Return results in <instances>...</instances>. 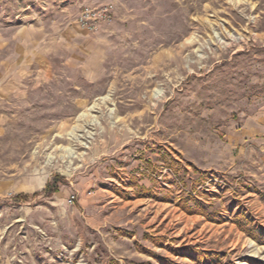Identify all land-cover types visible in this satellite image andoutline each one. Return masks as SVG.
Segmentation results:
<instances>
[{
  "label": "rangeland",
  "instance_id": "374dc122",
  "mask_svg": "<svg viewBox=\"0 0 264 264\" xmlns=\"http://www.w3.org/2000/svg\"><path fill=\"white\" fill-rule=\"evenodd\" d=\"M263 106L264 0H0L6 262L264 264Z\"/></svg>",
  "mask_w": 264,
  "mask_h": 264
},
{
  "label": "built area",
  "instance_id": "2783aa9c",
  "mask_svg": "<svg viewBox=\"0 0 264 264\" xmlns=\"http://www.w3.org/2000/svg\"><path fill=\"white\" fill-rule=\"evenodd\" d=\"M113 15L114 9L110 4L102 5L96 8L84 7L78 13L75 19V24L80 29L93 32L97 30L102 24L110 22L113 18Z\"/></svg>",
  "mask_w": 264,
  "mask_h": 264
},
{
  "label": "crops",
  "instance_id": "0c3cea01",
  "mask_svg": "<svg viewBox=\"0 0 264 264\" xmlns=\"http://www.w3.org/2000/svg\"><path fill=\"white\" fill-rule=\"evenodd\" d=\"M243 132L248 137H264V106L258 112L250 116L246 121ZM0 264H10L6 262V249L0 244Z\"/></svg>",
  "mask_w": 264,
  "mask_h": 264
},
{
  "label": "trees",
  "instance_id": "16d2710c",
  "mask_svg": "<svg viewBox=\"0 0 264 264\" xmlns=\"http://www.w3.org/2000/svg\"><path fill=\"white\" fill-rule=\"evenodd\" d=\"M58 192V187L56 186V184H47L43 190V193L49 197L55 193Z\"/></svg>",
  "mask_w": 264,
  "mask_h": 264
}]
</instances>
